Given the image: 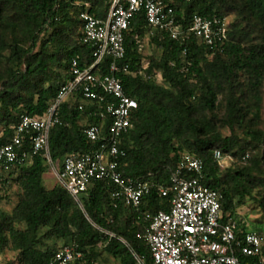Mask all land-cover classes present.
<instances>
[{
	"label": "trees",
	"instance_id": "16d2710c",
	"mask_svg": "<svg viewBox=\"0 0 264 264\" xmlns=\"http://www.w3.org/2000/svg\"><path fill=\"white\" fill-rule=\"evenodd\" d=\"M172 3L184 26L196 14L234 17L225 39L214 45L195 36L179 42L155 30L149 42L156 51L150 55L141 47L149 30L144 11L132 19L118 75L138 107L120 142L125 155L119 171L168 185L183 154L192 153L203 160L202 183L223 195L224 214L236 219L238 235H264V220L250 226L246 218L253 209L264 213V0ZM108 9V0H0V146L13 141L24 114H44L60 86L72 79L74 57L82 67L94 62L93 47L82 40L80 12L104 18ZM111 61L106 56L95 70L108 73ZM81 102V95L64 101L61 122L51 130L50 155L58 168L67 154L99 145L84 133L101 121L96 104L80 109ZM25 147L30 148L28 139ZM215 148L228 165L214 157ZM49 167L40 152L0 172L1 185L18 187L12 209L0 208V253H17L7 264H49L59 242L76 244L88 264H97L104 253L120 264H140L137 256L153 264L150 246L137 234L149 224L147 212L170 209V196L152 185L139 207H128L113 199V185L98 180L83 195L82 208L58 180L48 186ZM241 259L264 264V246L262 256Z\"/></svg>",
	"mask_w": 264,
	"mask_h": 264
},
{
	"label": "built area",
	"instance_id": "2783aa9c",
	"mask_svg": "<svg viewBox=\"0 0 264 264\" xmlns=\"http://www.w3.org/2000/svg\"><path fill=\"white\" fill-rule=\"evenodd\" d=\"M173 1L193 0H108L109 9L104 18L87 10L81 11L82 40L93 47L94 62L82 67L79 59L74 57L70 65L72 79L60 86L55 100L44 114L22 116L13 141L0 146V172L24 165L33 155L43 152L56 179L82 208L83 195L98 180L113 185V199L123 200L126 206L134 208L142 204L152 185H156L161 195L171 197L170 209L147 212L145 217L149 224L137 234L150 246L153 264H243L242 256H262L264 236L256 231L238 235L236 219L224 214L223 195L202 183L204 163L201 158L185 152L168 185L126 178L119 171L121 158L125 155L120 142L131 129L132 115L138 107V101L127 94L118 75L119 61L126 55L125 34L132 19L144 11L149 25L146 37L157 30L168 33L171 39L179 42L195 36L211 45L226 37L227 18L196 14L191 23L184 26L178 21ZM106 56L112 57V61L109 72L102 74L95 69ZM124 70H127L126 66ZM77 95H81L80 109L84 108L83 103L96 104L95 114L101 121L86 126L84 133L99 145L88 152L67 154L58 168L50 155V133L61 122V104ZM26 139L30 143L29 149L25 147ZM213 155L223 165L222 151L215 148ZM137 258L140 264H144L141 258ZM49 264L88 263L84 253L71 243L61 246Z\"/></svg>",
	"mask_w": 264,
	"mask_h": 264
},
{
	"label": "rangeland",
	"instance_id": "374dc122",
	"mask_svg": "<svg viewBox=\"0 0 264 264\" xmlns=\"http://www.w3.org/2000/svg\"><path fill=\"white\" fill-rule=\"evenodd\" d=\"M233 15H228L227 20L231 21L233 20ZM144 53L150 55L155 53L156 48L154 45H152L149 42V37L144 38ZM225 133H228V129L224 131ZM223 165H228L229 160L225 159L223 162ZM46 181L48 186H53L57 183V179L55 177L54 171L52 168L49 167L47 174H46ZM18 187L17 185H1L0 184V208L5 209L7 211H10L12 207L17 203L18 201ZM239 213L245 214V210L240 209ZM248 225H250V221L255 222L257 219L264 220V213L261 211H258L257 209H253L246 215ZM251 226V225H250ZM264 236V235H263ZM63 245L62 242H59V247ZM17 253L13 252L10 249H5L3 252L0 253V264H7L9 261H13L16 258ZM97 264H120L119 261H117L115 258H113L110 255H107L104 253L98 260Z\"/></svg>",
	"mask_w": 264,
	"mask_h": 264
}]
</instances>
